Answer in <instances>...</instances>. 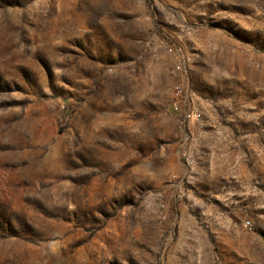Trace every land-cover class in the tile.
Instances as JSON below:
<instances>
[{"label": "rangeland", "instance_id": "obj_1", "mask_svg": "<svg viewBox=\"0 0 264 264\" xmlns=\"http://www.w3.org/2000/svg\"><path fill=\"white\" fill-rule=\"evenodd\" d=\"M0 264H264V0H0Z\"/></svg>", "mask_w": 264, "mask_h": 264}, {"label": "built area", "instance_id": "obj_2", "mask_svg": "<svg viewBox=\"0 0 264 264\" xmlns=\"http://www.w3.org/2000/svg\"><path fill=\"white\" fill-rule=\"evenodd\" d=\"M176 100L173 102L174 110L179 112V115L188 118L194 117L195 119H199L201 117V110L196 104L195 100H193L192 91L189 87L185 86H177L175 90ZM190 100V102H188Z\"/></svg>", "mask_w": 264, "mask_h": 264}]
</instances>
